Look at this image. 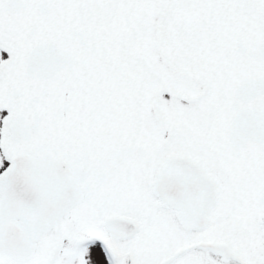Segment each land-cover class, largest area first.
Segmentation results:
<instances>
[{
	"label": "snow or ice",
	"instance_id": "snow-or-ice-1",
	"mask_svg": "<svg viewBox=\"0 0 264 264\" xmlns=\"http://www.w3.org/2000/svg\"><path fill=\"white\" fill-rule=\"evenodd\" d=\"M0 264H264V0H0Z\"/></svg>",
	"mask_w": 264,
	"mask_h": 264
}]
</instances>
